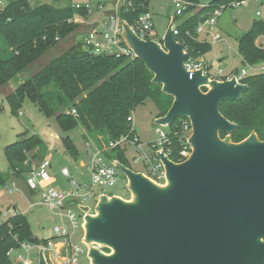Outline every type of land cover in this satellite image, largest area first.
Listing matches in <instances>:
<instances>
[{"label":"water","instance_id":"obj_1","mask_svg":"<svg viewBox=\"0 0 264 264\" xmlns=\"http://www.w3.org/2000/svg\"><path fill=\"white\" fill-rule=\"evenodd\" d=\"M173 24L172 16L160 43L142 39L124 20L123 37L154 74L153 83L174 97L155 124L191 120V155L175 162L159 153L166 168L165 187L113 160L126 176L134 201L99 192L97 216L80 205L90 263L264 264V140L252 132L233 142L231 133L238 125L220 111L223 101L241 98L248 85L236 76L212 79L203 68L188 71L190 53L176 40ZM203 87L210 89L204 92ZM222 131L228 133L225 138ZM39 264H48L43 251Z\"/></svg>","mask_w":264,"mask_h":264},{"label":"trees","instance_id":"obj_2","mask_svg":"<svg viewBox=\"0 0 264 264\" xmlns=\"http://www.w3.org/2000/svg\"><path fill=\"white\" fill-rule=\"evenodd\" d=\"M231 1L235 0H209V9ZM132 2L128 11L121 12V17L130 24L142 12L149 10V0ZM194 2L182 15H175L174 18L182 17L176 24V40L190 53L191 58L196 59L207 53L212 45L197 39L196 28L203 19L205 9L198 8L200 0ZM76 12H80L81 18L88 15L87 10L76 8L74 4L64 7L41 4L33 7L27 0H14L7 4L0 15V95L5 96L15 116L19 115L28 97L43 114L54 117L64 133L61 137L64 147L74 158L78 157V149L69 132L78 123L83 125L89 139H94L99 147H103L102 141L108 143L135 133L128 117L147 99L153 100L156 105V118L166 115L174 101L173 96L162 91L161 84L153 83L154 74L141 59L125 55H93L83 49L80 39L43 64L29 78L19 82L14 90L10 87L3 91L14 77L62 40L71 41L72 36H78L84 24L74 21ZM261 33H264V21L258 20L239 38V53L244 64L264 62V48L255 43ZM242 82L248 88L241 98L223 101L220 111L238 125L231 133L233 142L244 140L252 132L264 140V74L249 75ZM58 103H63L68 109L56 113ZM72 109L76 110V116L71 114ZM178 121L171 125L170 158L182 162L186 157L181 156L184 144ZM227 134L222 131L220 136L225 138ZM47 151V144L41 136L28 134L27 131L20 132L18 139L5 148L9 168L16 171L18 176L33 168L29 153L34 152L33 158L40 152L44 158ZM125 152V148L117 147L107 150L105 154L109 159L119 160L130 167L125 161ZM9 222L0 231V264L10 263L6 254L10 247L17 245L14 235L19 236L20 240L39 241L33 236L26 215H17Z\"/></svg>","mask_w":264,"mask_h":264},{"label":"built area","instance_id":"obj_3","mask_svg":"<svg viewBox=\"0 0 264 264\" xmlns=\"http://www.w3.org/2000/svg\"><path fill=\"white\" fill-rule=\"evenodd\" d=\"M251 1L257 3L259 7L264 3V0H235L228 3H220L212 8L209 13L203 12V19L200 20L196 28L197 34L209 36L207 42L211 45L222 42L224 39L223 35L216 32L219 17L226 9L248 6ZM172 2L176 8L173 17L182 15L188 6L195 3L194 0H172ZM7 4V0H0V15ZM132 5V0H115L110 8V13L105 14L102 19L92 23L85 18L75 17V22H81L84 25L85 23L91 24V28L81 35L80 40L83 49L93 55L136 57L135 52L124 40L123 21L125 19L121 17L122 10L128 11ZM75 6L76 8L87 10L88 13H92L94 7L90 3H76ZM104 6V4L98 5L101 9ZM197 6L206 10L209 9V2H200ZM256 14L259 17L262 16L261 8H258ZM130 25L142 39L163 42V38L161 41L155 39L157 33L154 28L153 14L150 10L138 15L134 23ZM173 34L174 36L178 34L175 18ZM261 47L264 48V45H261ZM245 65L247 68H242L237 72L233 71L225 74L220 69L216 74H211L209 66L201 57L195 59L189 56L185 62V68L191 73L203 68L205 74L212 79L218 80H226L236 76L238 81L242 82L249 75L264 74V62L257 64L247 63ZM70 112L74 116L77 115L75 109ZM128 121L134 131V112L128 117ZM177 126L181 128V139L184 144L181 156L187 158L192 151L189 143L191 131L193 130L191 120L189 118H179ZM163 127L164 125L157 124L155 129L157 137L148 142V149H145V144L141 143L136 131H134L133 135H123L118 139L109 141L105 147H99L93 142H87V151L90 156L88 163L89 185L75 181L69 169L64 167L61 172L68 179L71 186L67 189L57 187L50 173L52 165L50 154L46 155L38 165L33 166L31 171L25 172L21 176H18L16 171L10 168L0 171V231L5 223H11L9 222L11 218L17 215L27 216L29 210L39 205H46L61 219V222L55 225L51 236L47 240L30 242L20 240L19 236L14 235L17 245L10 247L7 251L6 255L10 259L9 264H33V250H37L38 263L39 254L43 251L48 264H91L88 257V248L82 240L84 236V211L80 208V205L89 206L86 201H95V197L99 192L107 194L105 190L115 187L119 182L120 174H123L120 168L113 163V160L106 156L105 152L117 147L133 146L135 150L134 161L144 165L143 173L155 181L165 179L166 168L159 153L163 152L170 157L172 141L170 132L165 131ZM55 136L58 138V135ZM10 178L13 180H9ZM19 181L24 184L27 189L26 192L19 185ZM13 194H17L18 198L23 197L26 199L27 206L23 210L16 203H10L6 207L3 206L2 197ZM80 230H82V236L80 237V242H77L75 239ZM82 257H84V260Z\"/></svg>","mask_w":264,"mask_h":264},{"label":"rangeland","instance_id":"obj_4","mask_svg":"<svg viewBox=\"0 0 264 264\" xmlns=\"http://www.w3.org/2000/svg\"><path fill=\"white\" fill-rule=\"evenodd\" d=\"M14 0H7V3H10ZM31 6H38L41 4H50L56 7L69 6L76 3H90L92 4L93 11L88 13L85 18L87 21H92L94 15L97 12L105 11L106 14L110 13L109 7L106 5L104 8H99V4H103L104 1L108 2L109 0H27ZM209 0H200L201 3H204ZM110 2V1H109ZM111 3V2H110ZM109 3V4H110ZM97 4V5H96ZM149 10L153 14L154 28L157 33L155 39L161 41L169 24L172 16L175 13V5L172 0H149ZM258 8H261L262 16H257L256 12ZM200 10V9H199ZM212 9H206L204 12L209 13ZM80 12H76L74 17H80ZM82 16V15H81ZM182 17H177L175 23L178 25ZM262 20L264 21V4L261 7L253 1L250 2L248 6H242L238 8H228L223 14L219 17L217 22V30L223 35L225 41L224 43H219L216 46L212 47L207 53L203 55L204 58L209 64L213 62V68L211 69V74H216L218 70H223L225 74L229 73L228 70L234 69V72L240 71L242 68H247L246 65L241 61L239 55V38L249 31L255 21ZM92 23V22H91ZM91 28V24L85 23L78 36H72L71 41L66 39L62 40L56 47H53L49 50L44 56L39 58L31 66H29L25 71L18 74L14 77L8 86H5V90L10 87H17L19 82L29 78L32 74L40 70L46 63L51 59L59 56L61 53L66 51L70 45L75 41L81 39V35L87 32ZM81 33V34H80ZM80 34V35H79ZM264 33H261L256 39V45H264ZM263 36V37H262ZM74 37V38H73ZM207 39L205 34L198 35L197 39ZM200 41V40H199ZM229 46L232 48L229 50ZM221 52H224L225 58L223 60H215L216 56H219ZM203 59V60H204ZM44 64V65H43ZM210 87L202 88L204 92H208ZM68 108L64 107L63 103L56 104V113L60 111H66ZM157 115V108L153 100L147 99L142 105L138 106L134 111V127L137 136L139 137L141 143L145 144V149H148V142L155 139L157 134L155 129L157 124H155V118ZM178 120V119H177ZM176 120V121H177ZM175 121V122H176ZM174 122V123H175ZM172 125V124H171ZM171 125L164 126L165 131L170 132L172 129ZM27 131L28 134L37 133L41 136L43 141L49 146L46 155L50 154L52 159V165L50 168V173L52 174L55 184L60 189L70 188L71 184L68 179L61 174V169L67 167L70 170L71 176L77 182L84 183L86 185L90 184V173L87 168L89 161V154L87 151V142H93L97 144L94 139L88 137L86 131L81 123H78L70 132V136L75 142V145L78 149V157L74 158L64 147L61 137L64 135L61 129L55 122L54 117H48L43 114L38 106L30 99L25 98L23 106L19 112L18 116L12 114L10 104L8 101L0 95V171H4L6 168H9V162L6 157L5 148L7 145L13 143L18 139V134L20 132ZM193 130L191 131L192 135ZM190 133V132H189ZM59 135L58 138H54L53 135ZM86 137H88L86 139ZM191 137V136H190ZM98 145V144H97ZM107 143L102 141V146L105 147ZM126 149V163L134 171L143 172L144 165L141 163H136L135 150L133 146H125ZM34 152L29 153V158L33 162V166L38 165L43 158L41 153L38 152L37 157H33ZM45 155V156H46ZM44 156V157H45ZM9 180H13L10 178ZM162 187L166 186V180L162 179L156 181ZM19 185L26 192V188L22 182L19 181ZM127 178L124 174H120V179L118 184L113 188H107L105 192L109 195H117L123 198L126 201L133 202V196L131 192L126 188ZM97 196V195H96ZM38 198V197H34ZM4 207L10 203H16L23 210L26 206V199L19 197L17 194L5 195L1 199ZM89 205L90 210L89 214L93 216L98 215L96 210L97 200L86 201ZM27 218L31 226L33 236L39 240H47L55 227V225L61 222L60 217L53 213L49 207L46 205H39L27 213ZM84 224V223H83ZM85 233V232H84ZM82 236V230L78 231L76 235V241L80 242V237ZM93 246L100 249L102 252L111 254L112 250L102 244H94ZM33 264L38 263V253L37 250L32 252ZM84 260V257H82Z\"/></svg>","mask_w":264,"mask_h":264},{"label":"crops","instance_id":"obj_5","mask_svg":"<svg viewBox=\"0 0 264 264\" xmlns=\"http://www.w3.org/2000/svg\"><path fill=\"white\" fill-rule=\"evenodd\" d=\"M111 3H110V2ZM108 2H104V1H99V2H97V4H99L100 2H103V4L104 5H106L107 7H109V10H110V8L113 6V4H114V2H115V0H109ZM88 3V2H87ZM110 3V4H109ZM96 4V5H97ZM264 4V3H263ZM105 14H106V12L105 11H101V12H97V14L96 15H94L93 16V18H92V21H88V22H94V21H96V20H99V19H102L104 16H105ZM224 38V37H223ZM208 39V38H207ZM207 39H204V38H202L201 37V39H199L200 41H207ZM224 41H225V39H223V41L222 42H219V43H224ZM219 43H217V44H219ZM217 44H215V45H212V47H214V46H216ZM232 48L229 46V50H231ZM239 55H240V57H241V61L243 60V58H242V56H241V54L239 53ZM203 57V56H202ZM201 57V59L203 60L204 58H202ZM226 56H225V54H224V52H221V54L219 55V56H216L215 57V60H223L224 58H225ZM205 63H207V65L209 66V68H210V72H211V69L213 68V62L211 63V64H209V62H207L205 59L203 60ZM229 71V73H231V72H233L234 71V69H230V70H228ZM229 73H227V74H229ZM16 87H12L11 89L12 90H14ZM2 96V95H1ZM2 97H4L5 98V96H2ZM6 99V98H5ZM55 135H57V134H55ZM55 135H53L54 136V138L56 139V137H55ZM59 136V135H58ZM47 147H48V149H50L49 148V146L47 145ZM51 150V149H50ZM89 161H90V156H89ZM89 161H88V163H89ZM87 168H88V164H87ZM62 170V169H61ZM70 171V170H69ZM61 174H62V172H61ZM63 175V174H62Z\"/></svg>","mask_w":264,"mask_h":264}]
</instances>
